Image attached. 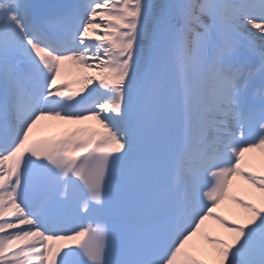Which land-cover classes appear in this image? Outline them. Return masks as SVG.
<instances>
[{"label":"snow or ice","instance_id":"6c2138e0","mask_svg":"<svg viewBox=\"0 0 264 264\" xmlns=\"http://www.w3.org/2000/svg\"><path fill=\"white\" fill-rule=\"evenodd\" d=\"M0 264H264V0H0Z\"/></svg>","mask_w":264,"mask_h":264},{"label":"bare ground","instance_id":"6f19581e","mask_svg":"<svg viewBox=\"0 0 264 264\" xmlns=\"http://www.w3.org/2000/svg\"><path fill=\"white\" fill-rule=\"evenodd\" d=\"M221 211H223V212L226 213V214L228 213V209H227L226 206H225L224 208H222Z\"/></svg>","mask_w":264,"mask_h":264}]
</instances>
